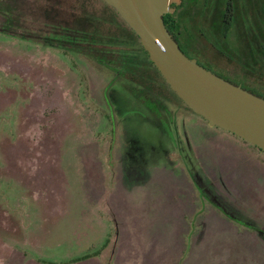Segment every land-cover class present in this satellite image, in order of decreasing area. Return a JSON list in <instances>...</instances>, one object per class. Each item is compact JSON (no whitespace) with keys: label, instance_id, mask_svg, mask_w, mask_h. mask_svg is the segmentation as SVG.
<instances>
[{"label":"rangeland","instance_id":"1","mask_svg":"<svg viewBox=\"0 0 264 264\" xmlns=\"http://www.w3.org/2000/svg\"><path fill=\"white\" fill-rule=\"evenodd\" d=\"M10 4L0 0V28ZM83 5L115 21L100 0ZM18 12L28 26L34 21ZM28 26L19 33L36 32ZM38 36L29 42L0 33V264H65L93 251L109 264L104 253L115 237L111 264H264V213L241 218L206 201L196 181L197 205H132L142 189L150 195L157 187L140 160L182 155L185 128L200 119L132 44L117 59L94 49L95 59L61 49L56 35ZM218 64L228 80L245 84L233 63ZM212 211L237 231L217 224L206 237ZM188 244L193 253L184 257Z\"/></svg>","mask_w":264,"mask_h":264},{"label":"crops","instance_id":"2","mask_svg":"<svg viewBox=\"0 0 264 264\" xmlns=\"http://www.w3.org/2000/svg\"><path fill=\"white\" fill-rule=\"evenodd\" d=\"M185 132L182 155H174L175 159L172 155L161 158L162 155L167 156L165 151L157 159L144 157L140 160L146 164H154L146 166L147 168L143 164L142 169H147L150 179H158L157 187L151 189L150 195L142 189L138 201L132 205H197L196 181L202 188L206 201L210 199L216 205H228L227 208L241 218H261L264 213V152L226 131L207 126L202 119H195L191 127L185 128ZM164 161L174 163L171 164L172 168H168L166 164L159 166ZM135 189L138 191L139 187ZM201 205L210 204L202 201ZM212 213L214 221L207 224L208 238L212 237L214 226L228 223L217 212ZM228 225L233 233L237 231L236 227L230 223ZM226 230L229 231L228 228ZM233 233L230 231L231 236ZM115 238L109 239L107 253H104L110 256L109 264L115 256V249H112ZM219 242L218 239L215 242L211 240V248L218 247ZM192 253L193 249L188 244L184 247L182 256L187 257ZM92 259L96 262L94 264H101L99 257ZM83 261L87 260L73 264Z\"/></svg>","mask_w":264,"mask_h":264},{"label":"trees","instance_id":"3","mask_svg":"<svg viewBox=\"0 0 264 264\" xmlns=\"http://www.w3.org/2000/svg\"><path fill=\"white\" fill-rule=\"evenodd\" d=\"M5 1L8 2L9 0ZM63 1L64 0H11V4L5 5V10L2 11V15L4 14L6 18L4 17L0 33L29 42H34L33 39H41L38 36L39 34L56 35L55 41L61 49L63 45H65L67 48H70V50H87L85 54L87 53V56H93L95 59L97 57L95 56L94 49H99L100 53L104 50H108L107 54L117 59L119 52L122 50L121 48L127 45L126 43H131L133 50L139 52L143 58L146 59L147 64L150 65L153 71L159 76L157 71L147 60V56L140 47L137 37L102 0L100 1L103 6L114 15V22L109 21L102 14L93 15L87 13L83 10V6H85L83 5V0H66V4ZM13 2L17 4L12 5ZM208 4L196 13V24L189 28L186 27L187 29H184L182 32L184 40L189 43L188 46L184 47L185 50L182 54L192 59L195 57L196 53L194 48H201L199 54L203 58L207 56L210 58L207 60L206 64L209 71L217 77L237 85V83L228 80L226 72L217 69L218 61L224 62L222 57V25L219 14L215 16L212 21L209 20L210 5ZM17 10H19L17 14H24L26 17H32L33 15L34 21L31 19V23H29L28 26L27 22L24 23L23 21L24 19L27 20V18H22L23 20H21L20 16L18 17L14 14V11ZM165 16L168 17V15ZM165 16H162L164 25ZM106 22H108V24L111 23L114 29L110 30V28L105 27ZM13 26L15 27V29L13 28L14 31H12L13 29L11 30ZM19 26L22 28H25L24 26H28V28L34 27L36 32L29 28V32L25 33L22 31V33H19V29H21ZM16 28L18 30H16ZM35 33L38 35H31ZM43 41L51 46L54 40L52 39L51 41V39L46 37ZM102 54L106 55L104 52ZM232 56L235 58L232 62L233 68L237 72L240 71L241 75L246 79L244 80L246 81L245 84H240V88L252 95L264 99V45L261 44L258 55L251 46L250 48L236 50ZM164 85L166 86L165 83ZM255 85L257 87H254ZM168 91L189 113H191L170 90ZM92 257L98 258L99 251H93L90 255H83L81 258L70 259L65 264L77 263Z\"/></svg>","mask_w":264,"mask_h":264},{"label":"water","instance_id":"4","mask_svg":"<svg viewBox=\"0 0 264 264\" xmlns=\"http://www.w3.org/2000/svg\"><path fill=\"white\" fill-rule=\"evenodd\" d=\"M130 31L168 89L207 126L264 152V99L188 59L166 31L162 16L176 0H102Z\"/></svg>","mask_w":264,"mask_h":264},{"label":"flooded vegetation","instance_id":"5","mask_svg":"<svg viewBox=\"0 0 264 264\" xmlns=\"http://www.w3.org/2000/svg\"><path fill=\"white\" fill-rule=\"evenodd\" d=\"M207 4L210 5L209 20L212 21L218 14L221 18L222 57L226 64L233 62L235 58L232 54L236 50L252 46L256 54H259L261 44L264 45V0H176V3L171 5L173 11L166 14L168 17L164 15V27L181 52L189 45L182 32L186 27L196 24V13ZM194 49L196 53L192 59L209 71L206 64L210 58L207 55L203 58L199 54L201 48Z\"/></svg>","mask_w":264,"mask_h":264}]
</instances>
